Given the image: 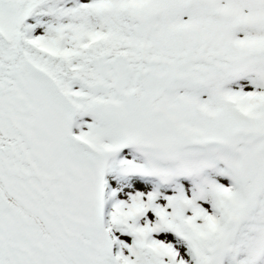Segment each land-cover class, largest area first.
Here are the masks:
<instances>
[{"label": "snow or ice", "instance_id": "1", "mask_svg": "<svg viewBox=\"0 0 264 264\" xmlns=\"http://www.w3.org/2000/svg\"><path fill=\"white\" fill-rule=\"evenodd\" d=\"M0 264H264V0H0Z\"/></svg>", "mask_w": 264, "mask_h": 264}]
</instances>
